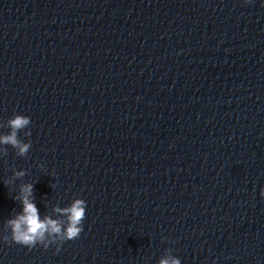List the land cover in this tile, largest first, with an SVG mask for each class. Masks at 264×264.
Masks as SVG:
<instances>
[{
    "label": "water",
    "instance_id": "obj_1",
    "mask_svg": "<svg viewBox=\"0 0 264 264\" xmlns=\"http://www.w3.org/2000/svg\"><path fill=\"white\" fill-rule=\"evenodd\" d=\"M17 113L0 264H264V0H0V135ZM25 183L41 219L86 201L79 238L3 239Z\"/></svg>",
    "mask_w": 264,
    "mask_h": 264
},
{
    "label": "clouds",
    "instance_id": "obj_2",
    "mask_svg": "<svg viewBox=\"0 0 264 264\" xmlns=\"http://www.w3.org/2000/svg\"><path fill=\"white\" fill-rule=\"evenodd\" d=\"M31 123L30 117L23 114H14L7 121L10 131L7 134L0 135V145H10L16 150V155L24 157L31 148V141L24 142L19 138L22 130L28 129ZM25 136H30L31 131L24 132ZM8 149L0 148V154L7 155ZM25 174L24 171L16 172L17 177ZM264 195V190H262ZM15 199L21 202L22 210L18 212L15 218L6 221L8 230L7 235L3 237L5 241H11L29 248L37 244L47 248L50 244H55L57 251L64 241L79 238L83 231V222L86 216V201L82 198H76L67 207H56L55 211L67 217L66 223L52 219L45 215L41 219L39 209L34 203L32 196V184L25 183L20 186V192ZM160 264H181V261L175 257H166L161 259Z\"/></svg>",
    "mask_w": 264,
    "mask_h": 264
}]
</instances>
